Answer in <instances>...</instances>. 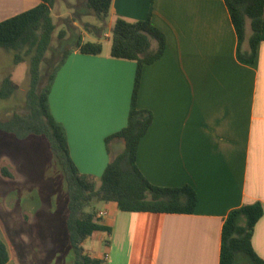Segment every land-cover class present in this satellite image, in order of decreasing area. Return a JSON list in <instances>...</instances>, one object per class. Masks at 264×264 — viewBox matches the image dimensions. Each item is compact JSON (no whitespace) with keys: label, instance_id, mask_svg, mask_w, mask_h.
<instances>
[{"label":"crops","instance_id":"obj_1","mask_svg":"<svg viewBox=\"0 0 264 264\" xmlns=\"http://www.w3.org/2000/svg\"><path fill=\"white\" fill-rule=\"evenodd\" d=\"M39 4L0 0V22ZM151 7V23L167 45L163 57L143 69L137 106L153 114V123L139 143L137 165L155 186L192 187L197 206L185 215L124 212L105 203L100 212L107 213L102 223L110 232L93 234L83 248L103 264H220L230 213L257 202L264 208V42L253 64L239 60L224 0H113L109 31L117 18L145 20ZM70 22L78 39L56 72L49 105L76 169L98 179L124 151L122 140H107L127 125L137 64L112 58L111 45L101 55L82 54L79 39L101 43L87 40L101 31L87 20L85 31ZM93 238L99 252L86 249ZM252 245L264 261V214ZM9 253L7 264H19Z\"/></svg>","mask_w":264,"mask_h":264},{"label":"trees","instance_id":"obj_2","mask_svg":"<svg viewBox=\"0 0 264 264\" xmlns=\"http://www.w3.org/2000/svg\"><path fill=\"white\" fill-rule=\"evenodd\" d=\"M86 1L95 17L105 22L113 0ZM224 1L238 36V58L244 64H253L257 47L264 42V0ZM56 2L40 0L34 9L0 22V48L13 52L15 64L27 62L30 75L23 112L0 120V133L19 141L36 137L47 142L65 183V235L74 255V264H103L85 254L83 248V243L93 234L110 232L103 225L94 203H113L124 212L190 215L195 212L198 199L190 186L167 188L151 184L137 165L139 143L153 123V114L137 106L143 69L161 59L167 45L165 35L151 23L152 7L145 20L129 22L117 18L110 37L111 57L137 64L127 125L107 140H122L124 151L111 160L98 179L78 172L69 155L66 133L51 115L49 95L54 76L41 87V65L57 28L52 16ZM84 26L89 30L91 25ZM65 36L64 31L59 34L61 39ZM246 42L249 48L245 51L243 45ZM76 49L87 55L103 52L101 43L83 42L81 38ZM16 88L10 77L5 78L0 84V99L12 96ZM2 172L9 177L6 168ZM263 214L264 208L258 202L230 213L223 226L220 264H264L252 245L255 226ZM9 260V248L0 238V264H7Z\"/></svg>","mask_w":264,"mask_h":264},{"label":"rangeland","instance_id":"obj_3","mask_svg":"<svg viewBox=\"0 0 264 264\" xmlns=\"http://www.w3.org/2000/svg\"><path fill=\"white\" fill-rule=\"evenodd\" d=\"M79 3V0H57L52 9L57 28L41 65V87L47 85L52 75L55 79L65 58L73 51L78 34L70 19L74 18L83 30L84 20L97 24L101 35L91 34L87 40L100 41L106 48L111 45V38L107 37L112 34L108 21L96 23L95 13ZM82 13V17H77ZM62 31L66 36L61 39ZM6 77L17 88L9 98L0 99V120L23 112L30 85L28 63L15 64L13 52L0 48V84ZM3 168L9 177L4 176ZM66 198L65 183L45 140L32 137L19 141L0 133V235L17 263L74 264L65 235ZM94 204L99 212L105 205ZM101 235L109 241L107 233ZM96 240L90 239L86 249L99 252ZM84 252L89 255L85 249Z\"/></svg>","mask_w":264,"mask_h":264},{"label":"built area","instance_id":"obj_4","mask_svg":"<svg viewBox=\"0 0 264 264\" xmlns=\"http://www.w3.org/2000/svg\"><path fill=\"white\" fill-rule=\"evenodd\" d=\"M107 213L105 211H101L99 212V216L103 219V217L106 215Z\"/></svg>","mask_w":264,"mask_h":264}]
</instances>
